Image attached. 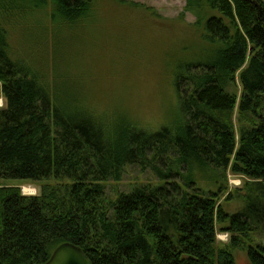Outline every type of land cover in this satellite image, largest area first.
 Here are the masks:
<instances>
[{
  "label": "trees",
  "instance_id": "16d2710c",
  "mask_svg": "<svg viewBox=\"0 0 264 264\" xmlns=\"http://www.w3.org/2000/svg\"><path fill=\"white\" fill-rule=\"evenodd\" d=\"M92 1L0 0V180L54 181L37 195L0 184V264H42L63 242L92 264H234L238 247L264 264V243L252 237L264 238V0H184L203 47L173 70L179 124L152 131L108 130L12 58L10 22L50 6L54 23L73 28ZM129 165L160 184L107 196L104 184ZM227 171L241 187L228 191ZM221 196L241 207L228 212ZM217 230L229 235L221 247Z\"/></svg>",
  "mask_w": 264,
  "mask_h": 264
},
{
  "label": "rangeland",
  "instance_id": "374dc122",
  "mask_svg": "<svg viewBox=\"0 0 264 264\" xmlns=\"http://www.w3.org/2000/svg\"><path fill=\"white\" fill-rule=\"evenodd\" d=\"M184 0H93L90 16L70 27L50 19V6L7 28L12 58L48 82L68 91L76 104L86 107L105 128L120 123L148 131L180 122L173 70L196 57L203 47L199 32L190 26L194 16L183 10ZM234 91L239 95L238 72ZM60 91V89H58ZM4 102L0 96V107ZM232 121L235 136L240 123L236 107ZM242 124V123H241ZM160 181L147 169L126 166L119 181H108L106 195L115 198L135 183ZM43 181L0 180L18 187L24 195H37ZM228 191L241 187L243 177L227 171ZM228 212L241 207L238 199L223 201ZM253 240L264 243L262 236ZM226 232L216 231V246L228 242ZM234 264H249L243 248L232 249Z\"/></svg>",
  "mask_w": 264,
  "mask_h": 264
},
{
  "label": "water",
  "instance_id": "95a60500",
  "mask_svg": "<svg viewBox=\"0 0 264 264\" xmlns=\"http://www.w3.org/2000/svg\"><path fill=\"white\" fill-rule=\"evenodd\" d=\"M42 264H92L80 247L63 242L57 245Z\"/></svg>",
  "mask_w": 264,
  "mask_h": 264
}]
</instances>
